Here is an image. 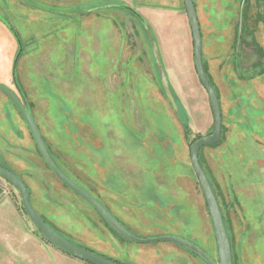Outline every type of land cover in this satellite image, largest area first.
<instances>
[{"label": "rangeland", "instance_id": "rangeland-1", "mask_svg": "<svg viewBox=\"0 0 264 264\" xmlns=\"http://www.w3.org/2000/svg\"><path fill=\"white\" fill-rule=\"evenodd\" d=\"M50 1L56 3L58 0H0V72L2 65L8 62V57L15 52L17 55L20 51L16 34L20 36L22 49L30 46L29 50L35 52L50 38L53 30L56 34L63 31L64 26L69 23L71 27L78 26L79 16L92 6L100 8L106 15L117 13L120 16L119 24L125 30H122L123 44L129 35V43L138 51L135 56L126 62L121 53L110 51L109 39L106 37L110 21L105 20L104 27L99 32L100 49L94 53V66L97 68L85 76H80L65 71L58 59L42 56V60L37 63L38 67H35L37 74L45 75L54 81L51 84L55 86V91L47 84L49 81L43 83V80H40L29 91L28 95L32 98L28 103L32 114L35 113L39 119L46 139L51 141L50 147L57 153L55 154L63 167L71 170L70 173L78 175L77 158L82 151H86L91 157L101 158L104 162L102 171L105 170V162L109 157H117L120 175L121 172L126 173L134 181V186L128 190L143 188L146 193L145 182L148 175L145 170V156H174L180 151L183 152L182 148L177 152L173 146L177 144V140L175 136H170L171 133L176 134L175 129L179 130L180 123L188 140L187 155L190 154L191 144L198 137L204 138L213 132V129L208 130V124L200 125L195 132L190 122L189 107L197 106L199 111L196 112L200 114L204 107L202 100L208 96L204 88H201L194 70L193 37L187 22L184 0H179V5L171 4L168 0L167 12L162 13L166 15V21L162 24H159L155 12V9L161 6L158 0H146L150 14L146 17L145 24L132 12L127 11L128 6L119 0H99L86 5L72 0L71 7L53 5ZM193 1L204 40L205 70L219 93L218 101L224 122L222 127L226 128L227 125V102L223 94L227 93L229 96L239 97L236 99L237 103L240 104L241 101V108L247 110L242 111L241 117L240 113H237L238 110H234V115H238L236 120L241 119L242 124L247 121L244 128L253 130L257 123L252 116L256 118L258 109L264 110V60L260 59V55H264V0ZM182 17L187 19L185 28ZM140 60L143 63L138 67ZM213 64L214 75L211 77L210 66ZM227 80L231 81L235 88L231 87ZM56 91L58 93H55ZM0 95L3 97V93L0 92ZM237 103L232 107L240 108ZM6 110L8 118L13 110L19 111L10 98L6 100ZM262 112L264 114V111ZM174 118L178 122L174 121ZM22 119L28 126L23 116ZM258 120L259 117L256 118V121ZM262 123L264 127V122ZM154 144L158 145L157 148ZM223 144L222 141L213 148L214 151L218 153ZM247 146L243 148L238 145L234 149L236 159L228 157L231 161L227 162V166L224 160L218 157L219 154L212 151L211 154L215 156L211 161L214 167H217L212 172L208 168L206 157H202V162L217 195L231 237L234 264H264V169L262 170L261 166L254 168V165L244 162L245 157L241 158L239 152H244L251 145ZM168 148L170 150L166 153ZM204 150L200 154L207 156L208 151L203 152ZM6 158L8 156L0 150V164L9 167L5 162ZM160 166L165 168L164 164ZM40 173L34 171V174L42 175ZM161 177L157 176L158 184H161ZM44 182L54 191L55 185L51 181L44 179ZM125 182L119 183V187H127ZM182 186L187 189L196 188L201 192L195 181H184ZM10 192L15 195V202L23 212L19 193L6 184L2 196H10ZM90 213L87 211V214ZM23 214L25 215L24 212ZM201 232L200 230L196 238L198 241L194 245L218 263L216 243H207L206 235ZM63 236L71 240L66 235ZM73 239L86 243L87 238L81 236ZM129 244L123 242L120 245ZM120 254L122 253L119 252L116 260L123 264H136L130 257L127 258L124 252ZM8 261L5 256L0 258V264H8ZM145 262L146 258L142 264H146ZM176 263L204 264L195 257L190 263L182 259ZM53 264L86 263L74 259H71V262L54 259Z\"/></svg>", "mask_w": 264, "mask_h": 264}, {"label": "crops", "instance_id": "crops-1", "mask_svg": "<svg viewBox=\"0 0 264 264\" xmlns=\"http://www.w3.org/2000/svg\"><path fill=\"white\" fill-rule=\"evenodd\" d=\"M58 1L56 3L50 1V3L53 5L71 7L72 0ZM96 1L99 0H77V3L86 5L96 3ZM119 1L128 6L127 11L132 12L134 16L136 15L140 18L144 24L146 23V17L148 18L150 14L148 11L150 8L146 6V0ZM158 1L161 6L155 9V12L158 15L159 24H162V22L166 21V15L164 16L162 13L167 12L168 0ZM170 1L169 3H174V5H179L180 2L179 0ZM64 2H67V4ZM100 10V8L95 6H92L89 10L86 9L77 20L78 26L76 27L78 28L75 26L71 27L69 23L67 26H64L63 31L59 33L55 34L53 30L50 38L43 42L35 52L29 50L30 46L25 50L22 49L21 57H19L15 67L16 81L14 79L13 68L17 52H15V54L13 53V55L8 57V62L2 65L0 85L11 89L17 93V95L22 93L21 95L24 96L27 102L32 98L31 95H28L30 93L29 91H31L34 84H37L40 80H43V83L49 81L50 83L47 84H50L53 91H55V86L52 85L54 81L46 78L45 75L37 74L35 67H38L37 63L39 60H42V56L48 58L51 56V58L54 57L58 59L61 63V67L68 73H77L80 76H85L88 72L91 73L94 68H97L94 66V53H97L100 49V40L98 39L99 32L103 29L105 20L110 21L106 30L110 51L116 50L119 54L121 53L124 61L129 62L138 51H135L133 44L129 43V35L126 37V43L123 44L124 36L122 30H124V28L119 24L120 16L117 15V13L106 15ZM121 14L126 15L125 13ZM187 19L186 17L182 19L184 28L185 23L186 25L189 23ZM143 36H145L144 33ZM192 44L194 47L193 40ZM142 63L143 61L140 60L138 62V67H140ZM213 66H215V64L210 66L211 70L209 74L211 77L214 75ZM194 70L196 73L195 65ZM205 72L217 97H219L217 87L214 86V83L207 74V70H205ZM227 82L233 87L231 81L229 82L227 80ZM262 84L264 88L263 81ZM233 88H231V90H233ZM227 91H230L228 86ZM55 93H58V91ZM223 94L226 98L224 100L227 102L226 111L228 112L225 113V117L227 118L226 128L222 127L224 124L222 119V141L224 143L222 149H220L218 153L213 149L221 144V141L213 147L204 148L205 150L203 149V152L208 151L207 156L200 154L202 151L199 153L201 168H203L208 178L207 180L210 178L203 166L202 157L207 158L206 162L208 161L209 163L208 168H210L212 172L215 170L216 166L214 167L211 161L215 154H211V152L214 151V153L219 154L218 157L224 160L227 166V162L231 161L228 157L232 156L236 159L234 149L238 145L244 148V146L248 147L247 145L250 144L251 146L248 149L246 148L244 152H239L241 158L245 157L244 162L254 165V168L261 166V169H264V127L262 125V122H264V114L262 111L264 110L258 109V115H256V118L259 117L258 121L252 116L257 123L253 130L247 127L244 128L245 125H247V121L242 124L240 121L241 119L236 120V116L238 117V115H234V112H236L234 110H238L237 113H240L239 117L243 115L242 111H247L241 108V101L240 104L237 103L238 100L236 99H239V97H234V95L229 96L227 93ZM7 99H9V97L4 93L3 97L0 95V150L2 154L8 156L5 162H7L9 167L6 165L4 166L24 180L30 191V201L34 209L50 227L54 228L60 234L69 237L71 239L70 241L73 243H78V245L97 251L115 260L119 257V252L122 254L124 252V254H127V258L130 257V260L132 259L136 264H138V262L142 264L145 258L146 264H177L176 262L181 259L187 261V263L192 261L194 256L189 251L169 243L142 246L138 244H129L130 246H121L120 244H123L124 241L114 235L92 206L82 199V197L64 186L61 180L48 168L46 162H44L43 158L40 156L38 148H36L37 145L31 135L29 126L22 121L21 112L13 110L10 112L8 118L6 110ZM208 100L209 97L203 98L204 107L200 114L196 112L198 110L197 106L196 108H194V106H188L190 111L189 115L191 116V126L195 132L198 131V127L202 124H208V130H214V118L211 114L210 101ZM235 103H237L240 108H233L232 106L235 105ZM221 113L222 112H220V114ZM33 115L35 118L34 121H36L41 132L40 134H42L44 142L46 143V147L52 155L53 160L62 170V173H64L72 183L74 182L76 186L96 199L116 220L129 229L134 235L146 239L174 236L190 242H197L198 240L196 238L199 236L201 230V233L206 235L207 243L212 245L216 243L214 228L207 211L208 209L203 194H201L202 191L200 192L196 188L187 189L182 186L184 181L191 183L195 181L197 187L200 185H198V181L196 177H194L193 169L190 168V156L187 155L188 153L186 151L188 140L185 136L184 129H182L183 126L181 123L178 127L179 130L175 129V135L172 133L169 134L171 137L175 136L177 140V144L173 145L177 152H179L181 148L183 152L180 151L178 155L174 156H145V170L148 175L145 182V193L142 190L143 188L132 191L128 190L132 189L134 181H132L130 175L128 176L126 173L123 174L121 172L120 175L118 171L119 158L117 157H109L105 162V170L102 171L104 164L103 160L101 158L91 157L86 154V151H82L79 158H77L79 162L77 169L78 175L74 176L73 173H70L71 170L64 168L60 160H58L57 153L50 147L51 141L49 142V140L46 139V134H44V130L38 121L39 119L36 117L35 113ZM228 119H230V121H228ZM174 121L177 120L175 119ZM243 141L244 144H242ZM249 141L251 143H248ZM237 142H239V144H237ZM157 146V144H154L155 148H157ZM169 150L170 148L165 152L167 153ZM162 164L165 165V168L160 166ZM34 171H40V174L43 176L34 174ZM150 175L152 178H149ZM158 175L162 176L160 181L161 184L157 183ZM44 179L51 181L55 185L54 191H51L46 186ZM123 181H126L124 185L127 187L122 186L121 188L119 187V183ZM109 182H111V184ZM209 182L213 188L210 180ZM6 184L8 183L0 178V258L5 256L6 259L9 260L8 264H53L54 259L62 262H71V259L77 260L62 253V251L52 246L41 237L31 221L27 219L28 217L26 214H23L24 211L22 212L18 207L13 193L10 192V196H2V190L5 188ZM57 198L59 199L57 200ZM87 211L91 212L90 215L87 214ZM92 223L94 225H92ZM81 236L87 238L85 240L86 243H80L73 239H78ZM95 236L98 238H95ZM79 262L84 263L82 261Z\"/></svg>", "mask_w": 264, "mask_h": 264}, {"label": "water", "instance_id": "water-1", "mask_svg": "<svg viewBox=\"0 0 264 264\" xmlns=\"http://www.w3.org/2000/svg\"><path fill=\"white\" fill-rule=\"evenodd\" d=\"M185 9L188 16V22L190 24V28L193 35V43H194V65L196 69V75L198 76L199 82L202 85L201 88H204L206 91L210 101V107L212 111V115L214 118V130L213 133L208 136L197 140V142L191 147L190 151V161H191V168H193L197 181L199 182L201 191L206 203V207L208 209L210 219L214 228L216 246H217V253H218V263L213 260L204 250H202L194 243L185 240L183 238L174 237V236H163L157 237L152 239L140 238L130 231H128L118 220H116L96 199L92 198V196L82 190L80 187L76 186L75 183L64 174L62 170L58 167L56 162L53 160L52 155L50 154L48 148L46 147V143L44 142L42 134H40L39 127L36 123L35 118L29 108L28 102L24 98L22 93L17 95L11 89L0 85V91L3 92L6 96H8L15 104L17 109L21 112L23 117L25 118V122L28 123V126L31 131V135L34 138L36 143V148L43 158V161L46 162L48 168L55 174L61 182L69 188L71 191L82 197L85 201H87L92 208L97 212L100 217L105 221V223L114 230L119 236L124 238L126 241L138 244V245H152L158 243H169L176 246H179L199 257L202 261L206 264H234L233 262V252H232V245L230 241V237L223 220L221 208L219 206L218 200L216 195L213 191V188L207 180V176L201 168V164L199 161L200 152L207 147H213L219 144L222 140V115L220 103L218 101L217 94L212 88L207 75H205V67L203 60V39L201 33L200 23L198 22V15L196 11V7L193 0H184ZM20 51L16 55L15 63H14V79L16 81L15 72H16V65L19 59V55L22 53V44L19 42ZM19 91V90H18ZM20 92V91H19ZM0 178L6 181L12 188H14L19 195L21 196L23 211L34 225L36 230L40 233L41 237L51 244L52 246L56 247L62 253L75 258L79 261L88 264H115L112 261H109L99 255L93 254L88 252L87 250L81 248L79 245L73 243L72 241L65 238L59 232H57L54 228L50 227L48 223H46L39 214H37L36 210L34 209L31 200L30 191L27 188L26 183L24 180L15 175L14 173L5 170L0 167Z\"/></svg>", "mask_w": 264, "mask_h": 264}, {"label": "trees", "instance_id": "trees-1", "mask_svg": "<svg viewBox=\"0 0 264 264\" xmlns=\"http://www.w3.org/2000/svg\"><path fill=\"white\" fill-rule=\"evenodd\" d=\"M16 38L17 39H20L19 38V36L16 34ZM22 54V53H21ZM21 54L19 55L20 57H21ZM260 59H263L264 60V55H263V53L260 55ZM23 116V115H22ZM25 119V118H24ZM188 132H189V130L187 129L186 130V134H188ZM201 139V137H198L197 138V140H200ZM197 140H195V142H193L192 144H191V146L190 147H192L196 142H197ZM40 154V153H39ZM41 156V155H40ZM201 163V162H200ZM0 167L1 168H3V169H5V170H8L4 165H1L0 164ZM8 171H10V170H8ZM194 171V170H193ZM11 172V171H10ZM13 173V172H12ZM194 177H196L195 176V173H194ZM197 179V178H196ZM217 198V197H216ZM219 203V202H218ZM219 206H220V204H219ZM221 208V207H220ZM208 211V210H207ZM222 212V211H221ZM208 214H209V212H208ZM210 216V215H209ZM222 216H223V214H222ZM223 220H224V216H223ZM104 221V220H103ZM224 222H225V220H224ZM104 223H105V221H104ZM106 224V223H105ZM226 225V224H225ZM106 226L114 233V235H116L120 240H122V241H124V242H127V243H130V244H134V243H131V242H128V241H126L124 238H122L121 236H119L116 232H114V230L112 229V228H110L107 224H106ZM126 228V227H125ZM226 228H227V226H226ZM127 229V228H126ZM128 231H130L129 229H127ZM227 231H228V229H227ZM131 232V231H130ZM132 233V232H131ZM229 234V233H228ZM229 237H230V235H229ZM230 240H231V237H230ZM192 243H194L195 244V242H192ZM78 245V244H77ZM81 248H83V249H85V250H87L88 252H91V253H93V254H96V255H99V256H101V257H103V258H105V259H107V260H109V261H112V262H114L115 264H123L122 262H120V261H118V260H115V259H113V258H110V257H108V256H106V255H104V254H101V253H99V252H96V251H94V250H92V249H88V248H86V247H83V246H81V245H79ZM191 253V252H190ZM194 257H196V258H198L199 260H201L199 257H197L195 254H193V253H191ZM202 261V260H201ZM204 264H206L204 261H202ZM86 264H88V263H86Z\"/></svg>", "mask_w": 264, "mask_h": 264}, {"label": "flooded vegetation", "instance_id": "flooded-vegetation-1", "mask_svg": "<svg viewBox=\"0 0 264 264\" xmlns=\"http://www.w3.org/2000/svg\"><path fill=\"white\" fill-rule=\"evenodd\" d=\"M231 245H232V242H231ZM232 252H233V262H234V249H233V245H232Z\"/></svg>", "mask_w": 264, "mask_h": 264}]
</instances>
